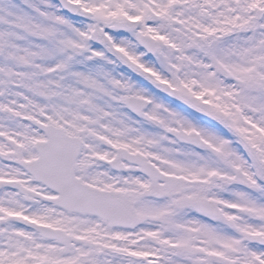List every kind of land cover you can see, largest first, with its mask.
Returning a JSON list of instances; mask_svg holds the SVG:
<instances>
[{
    "label": "snow or ice",
    "instance_id": "1",
    "mask_svg": "<svg viewBox=\"0 0 264 264\" xmlns=\"http://www.w3.org/2000/svg\"><path fill=\"white\" fill-rule=\"evenodd\" d=\"M0 264H264V0H0Z\"/></svg>",
    "mask_w": 264,
    "mask_h": 264
},
{
    "label": "rangeland",
    "instance_id": "2",
    "mask_svg": "<svg viewBox=\"0 0 264 264\" xmlns=\"http://www.w3.org/2000/svg\"><path fill=\"white\" fill-rule=\"evenodd\" d=\"M120 71L125 72L127 75L131 76L133 80L138 81L140 84H142L144 87L149 88L153 93H155L158 97L161 96L160 92L157 88H155V86L151 85L144 77L140 76L139 74H134L132 70H129V68H124L122 67V65L120 66ZM175 108V107H174ZM178 109V108H177ZM178 110H184L183 108H180ZM183 112V111H181ZM186 115V114H185ZM207 120H210V118L206 117ZM216 123V122H214ZM216 131H218L220 129L219 126H215L214 127ZM224 129V134L222 135H227L229 138L231 137V133L227 132L226 133V129L224 127H221ZM218 129V130H217ZM238 186V185H237ZM240 186V185H239ZM241 187V186H240Z\"/></svg>",
    "mask_w": 264,
    "mask_h": 264
}]
</instances>
